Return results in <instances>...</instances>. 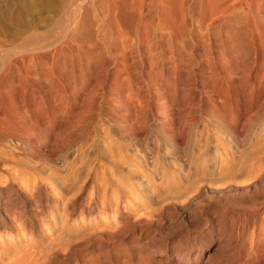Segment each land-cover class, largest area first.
Returning a JSON list of instances; mask_svg holds the SVG:
<instances>
[{
  "label": "rangeland",
  "instance_id": "374dc122",
  "mask_svg": "<svg viewBox=\"0 0 264 264\" xmlns=\"http://www.w3.org/2000/svg\"><path fill=\"white\" fill-rule=\"evenodd\" d=\"M152 6L0 0V264H264V47Z\"/></svg>",
  "mask_w": 264,
  "mask_h": 264
},
{
  "label": "bare ground",
  "instance_id": "6f19581e",
  "mask_svg": "<svg viewBox=\"0 0 264 264\" xmlns=\"http://www.w3.org/2000/svg\"><path fill=\"white\" fill-rule=\"evenodd\" d=\"M70 1L72 3L74 0ZM161 2L162 1L150 0L151 5H153V10H155L156 13V29L164 30V28H166L169 30V32H167L169 34L171 33L176 38V40H184L183 37L186 34V30L188 29L189 21H191V25L193 27L192 22H194V20H192V17L195 16V14L192 15L190 12L192 10L195 12L198 9V18L196 19L197 27L200 26L203 28L206 26L203 30L207 32L206 39L209 41L208 47L210 46L213 38H215V40L217 38H222L220 40L224 42V39L226 38H224V34H226V36L228 35V32H230L229 28L233 26L234 22L245 29L247 33V39L250 42H253L252 38L254 37L253 40L254 43H258V49L264 47V0H165V2L163 1L164 3ZM79 26L80 25L77 21L73 28L77 31ZM200 27L198 28L200 29ZM211 28H213V32H211ZM200 31L198 32L199 34ZM195 32H193V35ZM119 33L116 35L117 38L122 36ZM239 37H241V35ZM206 39L204 40L206 41ZM116 48H120L118 49L120 51L117 52L119 66L118 73H121L123 70L128 68L130 57H132V55H136L142 60H144L145 57L148 59L152 58L151 53L149 52L150 44L147 38L142 41V45L138 44L134 46L133 44L125 43V45L117 46ZM216 49L218 50V48Z\"/></svg>",
  "mask_w": 264,
  "mask_h": 264
}]
</instances>
